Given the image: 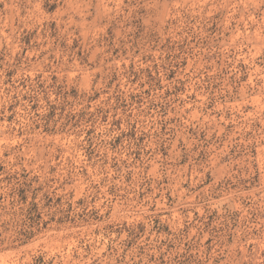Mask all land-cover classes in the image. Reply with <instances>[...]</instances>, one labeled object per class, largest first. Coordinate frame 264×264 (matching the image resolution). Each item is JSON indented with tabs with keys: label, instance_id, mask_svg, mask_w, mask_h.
<instances>
[{
	"label": "rangeland",
	"instance_id": "1",
	"mask_svg": "<svg viewBox=\"0 0 264 264\" xmlns=\"http://www.w3.org/2000/svg\"><path fill=\"white\" fill-rule=\"evenodd\" d=\"M0 264H264V0H0Z\"/></svg>",
	"mask_w": 264,
	"mask_h": 264
}]
</instances>
